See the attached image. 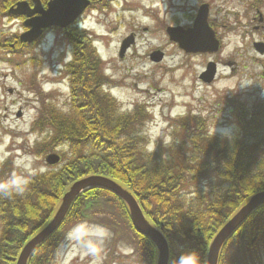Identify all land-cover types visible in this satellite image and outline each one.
<instances>
[{
  "label": "trees",
  "instance_id": "16d2710c",
  "mask_svg": "<svg viewBox=\"0 0 264 264\" xmlns=\"http://www.w3.org/2000/svg\"><path fill=\"white\" fill-rule=\"evenodd\" d=\"M80 55L78 50L68 72L71 112L44 105L31 128L42 136L31 152L43 157L60 150L61 164L31 175L21 191L10 183L13 162L0 165V185L9 192L0 188V264H17L69 189L91 176L109 178L134 196L148 223L166 238L169 264L186 252H196L206 264L215 236L251 197L264 192V98L252 104L234 93L225 98L229 135H213L200 113L172 118L170 141H157L149 151L146 131L153 116L147 105L124 110L96 51L90 49L84 60ZM85 221L110 231L112 251L126 237L131 255L143 264L158 263L154 243L135 231L124 201L97 188L73 201L61 226L27 264H55L66 233ZM218 264H264V206L223 245Z\"/></svg>",
  "mask_w": 264,
  "mask_h": 264
},
{
  "label": "rangeland",
  "instance_id": "374dc122",
  "mask_svg": "<svg viewBox=\"0 0 264 264\" xmlns=\"http://www.w3.org/2000/svg\"><path fill=\"white\" fill-rule=\"evenodd\" d=\"M248 1L242 0L229 6L225 19L232 25L235 20L233 15L237 14L241 27L226 34L224 46L214 56L186 57L173 50L172 59L160 68L151 65L146 59V53L151 48L149 43H155L150 38L152 41L143 42L138 48L141 61L132 57L123 62L114 58L111 60L114 68L104 75L116 83L112 90L113 97L126 111L132 110L135 104L145 103L152 113L153 120L146 131L149 151L155 149L157 141L162 140L165 144L170 141L172 132L169 124L172 118L185 116L189 112L196 115L200 113L208 119L212 134L223 136L222 130L231 133L227 123L229 113L224 105L226 97L234 93L247 104L264 98V54L258 53L253 46L254 41L264 42V34L246 33L249 28L245 24L246 19L240 15L245 11ZM102 56L104 59L112 58L115 52L111 48ZM215 59L219 64L216 79L210 85L204 84L199 76L205 70V64ZM53 62L57 63L52 59L51 64ZM57 66L60 68L61 65ZM169 70L172 71L167 72ZM28 71L14 70L0 63V165L8 160L13 162L15 171L10 182L15 179L20 186L27 183L31 175L49 168L45 161L48 154L36 157L31 152L42 136L31 131L38 111L31 104L26 107L25 100H28L29 95L22 80ZM55 80L58 84L47 86V91L51 93L50 104L63 113H70L69 79ZM47 81L52 82L49 79ZM20 111L23 117L18 118ZM55 153L60 155V150ZM121 241L124 245L112 251L110 234L104 246L102 264H143L139 257L131 255L127 238L123 237ZM54 262L58 264L56 258ZM69 264H91V257L82 258L75 254Z\"/></svg>",
  "mask_w": 264,
  "mask_h": 264
},
{
  "label": "flooded vegetation",
  "instance_id": "af4514ba",
  "mask_svg": "<svg viewBox=\"0 0 264 264\" xmlns=\"http://www.w3.org/2000/svg\"><path fill=\"white\" fill-rule=\"evenodd\" d=\"M56 1L64 4L63 16L67 15L68 0H0V63L14 70L29 69L22 80L29 95L25 103L37 111L50 105L51 93L47 86L51 82L47 79L51 80L55 73L68 79L69 67L76 61L78 50L84 60L90 49H96L102 56L113 48L115 56L104 59L106 74L114 68L113 58L118 62L130 57L141 61L138 48L154 39L155 43H149L151 48L146 59L161 68L172 59L173 50L186 57L216 55L186 53L180 48L181 33L172 38L171 30L190 31L200 19L204 28L206 20L221 48L226 34L241 27L237 14L233 15L232 25L225 15L229 6L242 0H86L85 9L73 22L46 27L45 14ZM240 16L246 19L247 34H264V0H249ZM207 30L202 32L208 36ZM156 52L160 55L153 57ZM52 59L61 65L59 71L52 69ZM211 62L218 68L215 59L205 64V70ZM22 113L17 115L23 117Z\"/></svg>",
  "mask_w": 264,
  "mask_h": 264
},
{
  "label": "water",
  "instance_id": "95a60500",
  "mask_svg": "<svg viewBox=\"0 0 264 264\" xmlns=\"http://www.w3.org/2000/svg\"><path fill=\"white\" fill-rule=\"evenodd\" d=\"M66 5V4H65ZM87 5L86 0H68L67 1V15L63 16V11L65 10L64 4L60 1H56L50 6L49 11L45 14V25L49 26H63L65 24H70L73 22L85 9ZM62 14V16H61ZM204 21V19H203ZM201 19L196 22L195 28L190 31L182 30H171L170 35L174 38L175 35L181 33L180 48L186 53H215L219 50V43L214 37V33L208 27L206 20L204 21V28L208 29V36L205 35L204 28H202ZM202 35V36H201ZM254 48L260 54H264V44L256 43ZM124 50V49H123ZM157 52L153 57L159 56ZM160 58L156 62H160ZM216 77V65L210 63L207 67L206 72H204L200 79L206 83L211 84ZM20 117V114L18 115ZM46 164L49 166H56L61 162V157L57 154H49L46 157ZM103 188L123 200L127 205L132 225L135 231L143 236H147L156 246V250L159 253L158 264H169V246L167 240L164 239V235L161 231L153 226H151L138 202L135 200L134 196L123 189L118 183L109 178L101 176H91L76 182L69 192H67L62 200V205L59 208L54 219L36 236H34L23 248L17 264H27L33 249L43 244L62 224L73 201L79 197L82 193H85L91 189ZM264 206V192L254 195L248 203L240 209V211L235 214V216L221 229V231L215 236L213 243L210 246L207 264H218L219 253L223 245L230 239V237L237 231L240 225L256 210Z\"/></svg>",
  "mask_w": 264,
  "mask_h": 264
},
{
  "label": "clouds",
  "instance_id": "9594fccd",
  "mask_svg": "<svg viewBox=\"0 0 264 264\" xmlns=\"http://www.w3.org/2000/svg\"><path fill=\"white\" fill-rule=\"evenodd\" d=\"M225 135H228L227 130H222ZM17 191H21L19 181L13 179L10 182ZM4 188V194L8 195V188L5 185H0ZM110 236L109 230L103 225L91 224L87 221L77 223L65 235V242L57 249L55 254L58 264H69L73 255L79 254L83 257H91V264H102L104 246ZM38 249H33L32 255L35 256ZM174 264H200L199 255L196 252H186L179 256L174 261Z\"/></svg>",
  "mask_w": 264,
  "mask_h": 264
}]
</instances>
